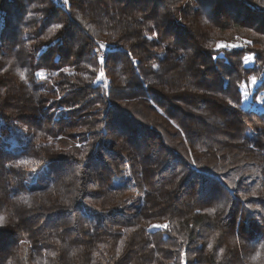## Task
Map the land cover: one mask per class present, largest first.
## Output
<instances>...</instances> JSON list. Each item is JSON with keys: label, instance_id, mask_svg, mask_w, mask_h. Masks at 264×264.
Segmentation results:
<instances>
[{"label": "trees", "instance_id": "trees-1", "mask_svg": "<svg viewBox=\"0 0 264 264\" xmlns=\"http://www.w3.org/2000/svg\"><path fill=\"white\" fill-rule=\"evenodd\" d=\"M70 3L0 0V261L264 264V112L240 87L264 75V6ZM96 42L115 95L89 82Z\"/></svg>", "mask_w": 264, "mask_h": 264}, {"label": "snow or ice", "instance_id": "snow-or-ice-1", "mask_svg": "<svg viewBox=\"0 0 264 264\" xmlns=\"http://www.w3.org/2000/svg\"><path fill=\"white\" fill-rule=\"evenodd\" d=\"M257 2L261 3V5L264 6V0H257ZM63 4L68 6L69 10H71V8L74 7V5H72L70 3V0H63ZM55 27L56 28H62L63 25L56 24ZM150 38L151 37H149V39ZM245 43L246 44H250L251 41H246ZM207 47L211 48V45H208ZM238 47H240V46L235 44V43H232V44L217 43L216 48H215V53L216 54L215 55H211L210 59L211 60H217V58L220 55V51L222 49L230 50V49H235V48H238ZM107 48H108V46L105 45L104 43H101V42H96L94 44L93 51H92V59H93V63L94 64H98V66L100 68V71H99V74L96 75L95 78L90 80L89 82L91 84H100V85H102V88L104 90V94L105 95H109V93H111L112 95H115L117 93L109 88V85H108V83L106 81L105 73H104V67L106 66V62H107L108 59H110V57L108 56L107 51H106ZM126 55L130 56L131 53H126ZM255 59H256L255 54L243 55V63H244V65H248L250 62H254ZM131 63L135 64L136 61L133 59L131 61ZM153 67L156 68L157 66L153 65ZM60 71L67 72L68 69L62 68V69H60ZM93 71L94 72L96 71L95 67H93ZM46 75L47 74H46V71L44 70V68H40L39 70L34 72V76L37 79L46 78ZM21 78L22 79H26L24 73H21ZM85 79H88V78L85 77ZM138 79L143 80V77H138ZM251 84L252 85H256L257 84V79H256L255 76L251 77ZM240 87L242 89H244L243 95H244V98L247 100L249 98V92L247 91V86L246 85H241ZM100 90L101 89H99V88L92 89V91H96L97 93H99ZM259 90L260 89L257 88V91H259ZM252 99L254 101H256V96L253 95ZM258 102L259 103H264V93H261V98L259 99ZM229 104H232L231 100H229ZM232 106L235 107L236 105L233 104ZM96 107L99 109L101 107V105L97 104ZM221 180H223V177H221ZM229 186L232 187V188H236L237 191H242V189L237 188L236 185H229ZM252 195L254 196L255 193L253 192ZM244 199H247V196H245ZM250 204H251V202H249V206H250ZM211 211L214 212L215 209H212ZM262 219H264V218H262ZM3 220H4V217H0V222H2ZM0 227H4V224L0 223ZM151 228L152 229H156V230H169L170 231L169 225L167 223H164V224H152ZM125 231L127 232L128 229H125ZM237 242L239 243V239H237ZM181 244H183V242H181ZM208 247L211 248L212 245L209 244ZM174 251H176L177 254H178L177 257H176L177 264H187L186 253L183 250V247L176 248V249H174ZM220 252H221V254H223V249H220ZM0 264H3V261H0Z\"/></svg>", "mask_w": 264, "mask_h": 264}, {"label": "rangeland", "instance_id": "rangeland-1", "mask_svg": "<svg viewBox=\"0 0 264 264\" xmlns=\"http://www.w3.org/2000/svg\"><path fill=\"white\" fill-rule=\"evenodd\" d=\"M248 65L250 66H254L255 65V61L254 62H250ZM257 79V84L256 85H252L251 84V80L247 83V84H243L247 86V91L249 92V98L246 100L244 98L243 95V91L244 89L241 88L242 91V106L245 108H252L253 110L257 111V112H264V103H259V99L261 97H259L256 101H254L252 99L253 97V93L257 92V88H259L260 90L258 92L260 93H264V86H263V82H264V75H263V71H261V73H258L256 76ZM36 181V174H32L28 180L29 183L35 182Z\"/></svg>", "mask_w": 264, "mask_h": 264}]
</instances>
